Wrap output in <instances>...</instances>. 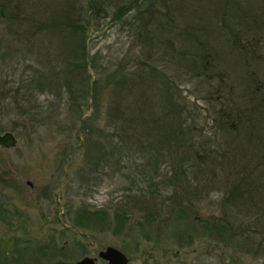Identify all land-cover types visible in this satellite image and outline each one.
<instances>
[{"label": "rangeland", "instance_id": "1", "mask_svg": "<svg viewBox=\"0 0 264 264\" xmlns=\"http://www.w3.org/2000/svg\"><path fill=\"white\" fill-rule=\"evenodd\" d=\"M1 3L0 87L29 92L0 113L17 138L0 145L7 264H76L107 245L127 264H264V250L206 251L205 228L221 215L264 241V0ZM84 204L125 227H84ZM50 237L60 250L39 253Z\"/></svg>", "mask_w": 264, "mask_h": 264}, {"label": "trees", "instance_id": "2", "mask_svg": "<svg viewBox=\"0 0 264 264\" xmlns=\"http://www.w3.org/2000/svg\"><path fill=\"white\" fill-rule=\"evenodd\" d=\"M120 8H122V6ZM88 9L90 10L91 8L87 7L85 11L87 12ZM0 15L5 17L6 19L10 17V16L8 17V9H6L5 4H2V3L0 4ZM90 16L91 15H89V18H88L89 20H90ZM74 68L77 71V74H74V75H78L81 78H86L85 76L86 71L84 70L85 66H82L81 63L79 64L76 63ZM154 73L155 72H152L151 74L153 75ZM158 75H159V72L155 74L154 77ZM32 80L33 81L29 83L34 82V84L37 86L39 91L42 90L45 85L49 84V82H47L44 79H41L39 76L33 77ZM32 85L33 84H28L26 86V89L30 90ZM7 86L9 85L4 84V87H6L5 89H3L4 87H0V90L3 89L2 92H0V113L2 114L3 118L9 117V114L11 113V111L13 110L15 111L19 107H20L19 109H23V104L20 105L21 100L29 98L28 91H27L28 93H26V91L20 92L18 88H15L12 86L7 87ZM5 94H7L8 98L6 97ZM226 116L227 118H229L230 114H226ZM237 117L239 118V116L236 113H232V118L234 120L236 119L239 120ZM81 121L82 123L89 124V120L81 119ZM15 122L16 121L13 118L6 125L0 124V130H4L6 128H13V125H14L13 123ZM173 208L174 207L171 206L170 211L174 212ZM80 210L81 211L79 213L80 215H79L78 223L82 224L84 227H87L91 223L89 222L90 220H93L95 223L100 222L102 225H105V224L111 225V223H109V218H111L114 221L113 222L114 229H120L122 227H125V217L122 211H120V213H117L115 217H113L109 215L107 210H104L103 208L92 209L88 206V204L87 205L84 204V206ZM183 211L184 210H182V212ZM180 214L181 212L179 213V215ZM235 221H236L235 219L231 220L221 215H214V217L213 216L206 217V223H205L206 241H207L206 246L209 247L206 251L210 252V251H213L217 247L218 248L222 247L226 249H233L235 252L239 253L238 255H240V254L249 252L251 250H254V251L264 250V241L257 240V238L248 231L244 233V230H248L250 226L248 228L246 226H242L241 224L233 223ZM28 242L30 241L27 240L26 243ZM55 243L56 242L55 240H53L52 237H50V239L45 243L44 242L39 243L41 246V250H39V253H44V251L49 250V252L52 255H56V251L60 250V247L59 246L55 247L54 246ZM23 250L24 248L21 245L15 249V251L18 252V255L15 257V260L17 259L18 256L22 257L21 255H22ZM7 254H8V251L3 247L2 240L0 239V264H7V261L12 257L10 253H9V257ZM238 255L236 253L233 254L231 260L233 262L235 261L239 262L240 257Z\"/></svg>", "mask_w": 264, "mask_h": 264}, {"label": "water", "instance_id": "3", "mask_svg": "<svg viewBox=\"0 0 264 264\" xmlns=\"http://www.w3.org/2000/svg\"><path fill=\"white\" fill-rule=\"evenodd\" d=\"M17 143V138L11 130L0 132V145L13 147ZM98 257L106 260L107 264H127L128 256L119 248L107 245L97 252V256L84 255L78 259L76 264H96Z\"/></svg>", "mask_w": 264, "mask_h": 264}]
</instances>
